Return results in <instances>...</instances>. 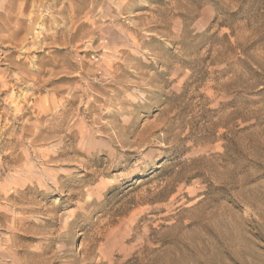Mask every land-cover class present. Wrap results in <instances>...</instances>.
I'll return each mask as SVG.
<instances>
[{
    "label": "rangeland",
    "instance_id": "rangeland-1",
    "mask_svg": "<svg viewBox=\"0 0 264 264\" xmlns=\"http://www.w3.org/2000/svg\"><path fill=\"white\" fill-rule=\"evenodd\" d=\"M0 264H264V0H0Z\"/></svg>",
    "mask_w": 264,
    "mask_h": 264
}]
</instances>
